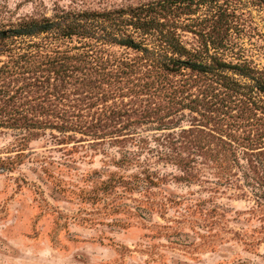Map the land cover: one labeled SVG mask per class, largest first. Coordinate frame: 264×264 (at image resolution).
Returning <instances> with one entry per match:
<instances>
[{
  "label": "rangeland",
  "instance_id": "1",
  "mask_svg": "<svg viewBox=\"0 0 264 264\" xmlns=\"http://www.w3.org/2000/svg\"><path fill=\"white\" fill-rule=\"evenodd\" d=\"M154 1L0 0V30ZM211 3L192 17L227 8L225 46L207 49L192 28L184 43L264 70L262 5ZM106 48L55 34L0 42V264H264V92Z\"/></svg>",
  "mask_w": 264,
  "mask_h": 264
},
{
  "label": "trees",
  "instance_id": "2",
  "mask_svg": "<svg viewBox=\"0 0 264 264\" xmlns=\"http://www.w3.org/2000/svg\"><path fill=\"white\" fill-rule=\"evenodd\" d=\"M257 1L264 8V0ZM205 2L218 4V0H159L108 10H63L53 17L24 19L10 29L0 30V42L42 34H55L60 39L76 37L81 41L92 40L99 51H105L106 45H118L146 54L165 55L168 60L159 61V64L168 69L186 67L204 73L231 72L252 80L254 86L264 92V70L252 66L248 61L227 62L218 55L212 57L213 62H207L203 52H194L184 43L180 29L192 28L202 35V42L207 49L209 42L216 50L225 46V34L230 28L227 8L217 5L219 8L211 10V14L206 17H192L201 10ZM182 17L186 18V23L181 22ZM205 30L209 32L205 34ZM36 55L35 52L26 54L28 61ZM78 57L85 64L84 67L92 62L89 52L79 53ZM232 79L238 83L236 79Z\"/></svg>",
  "mask_w": 264,
  "mask_h": 264
}]
</instances>
